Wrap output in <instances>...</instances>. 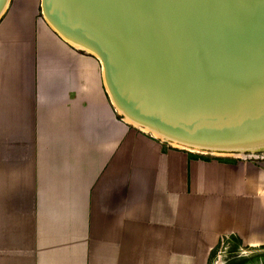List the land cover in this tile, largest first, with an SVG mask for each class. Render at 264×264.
<instances>
[{
  "label": "crops",
  "instance_id": "crops-1",
  "mask_svg": "<svg viewBox=\"0 0 264 264\" xmlns=\"http://www.w3.org/2000/svg\"><path fill=\"white\" fill-rule=\"evenodd\" d=\"M164 142L114 109L98 58L61 37L39 0L8 1L0 264H208L225 238L264 247V158Z\"/></svg>",
  "mask_w": 264,
  "mask_h": 264
},
{
  "label": "water",
  "instance_id": "water-1",
  "mask_svg": "<svg viewBox=\"0 0 264 264\" xmlns=\"http://www.w3.org/2000/svg\"><path fill=\"white\" fill-rule=\"evenodd\" d=\"M39 8L98 58L122 115L188 147L264 151V0H39Z\"/></svg>",
  "mask_w": 264,
  "mask_h": 264
},
{
  "label": "rangeland",
  "instance_id": "rangeland-1",
  "mask_svg": "<svg viewBox=\"0 0 264 264\" xmlns=\"http://www.w3.org/2000/svg\"><path fill=\"white\" fill-rule=\"evenodd\" d=\"M18 0H13V2H17ZM163 142L166 140H162ZM164 143H167L164 142ZM185 150V149H184ZM264 150V149H262ZM250 152L245 151V153ZM196 153V152H195ZM201 156H208L213 158H220V159H242V160H250V161H260L264 157V151H258L256 154L262 157H247V158H239L236 157L235 153H230L233 155H217V154H210V153H197ZM249 249L245 247H241L239 245V240L234 237H229L223 239V243L220 241L218 244L212 249L208 264H214L217 260L219 261L218 264H264V247H257L253 249V252H248Z\"/></svg>",
  "mask_w": 264,
  "mask_h": 264
},
{
  "label": "bare ground",
  "instance_id": "bare-ground-1",
  "mask_svg": "<svg viewBox=\"0 0 264 264\" xmlns=\"http://www.w3.org/2000/svg\"><path fill=\"white\" fill-rule=\"evenodd\" d=\"M116 111H117L119 114H121L120 111H119L118 109H116ZM121 115H122V114H121ZM122 118H123L125 121H127L128 123H130L131 125H133L134 127H137L138 129H140L141 131H144V132H146V133L151 134L152 137L154 136L155 138L157 137V138H159L160 140H164V138H162V137H161L160 135H158L157 133L151 131V130L148 129L146 126L141 125V124H138V123L132 121L130 118H128V117H126V116H124V115H122ZM166 141H167V140H166ZM167 143H168L169 145L173 146V147L181 148V149H186V150H188V151H192V152H196V153H210V154H217V155H226V154H227V155H233V154H230V153H235L234 155H235L236 157H246V156H248V155H250V156H255V157H256V155H257L256 153L258 152V151H253V150L250 151V152H247V153L242 152V151H238V152L206 151V150H200V149H198V148L188 147V146L182 145V144H180V143H177V142H175V141H167ZM257 157H258V156H257ZM218 263H219V261L217 260V263H216V264H218Z\"/></svg>",
  "mask_w": 264,
  "mask_h": 264
}]
</instances>
